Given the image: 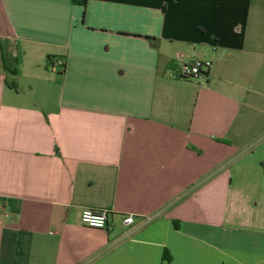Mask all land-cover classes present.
I'll list each match as a JSON object with an SVG mask.
<instances>
[{
	"label": "crops",
	"instance_id": "obj_1",
	"mask_svg": "<svg viewBox=\"0 0 264 264\" xmlns=\"http://www.w3.org/2000/svg\"><path fill=\"white\" fill-rule=\"evenodd\" d=\"M0 264H264V0H0Z\"/></svg>",
	"mask_w": 264,
	"mask_h": 264
},
{
	"label": "built area",
	"instance_id": "obj_2",
	"mask_svg": "<svg viewBox=\"0 0 264 264\" xmlns=\"http://www.w3.org/2000/svg\"><path fill=\"white\" fill-rule=\"evenodd\" d=\"M54 64L61 69L66 67L65 61L62 59L55 60ZM210 66V61L201 59H196L193 61H182L178 66V70L173 72L172 78L203 80L207 77ZM80 222L82 225L89 228L108 231L112 230V226L108 222L107 212H94L92 210L86 209L80 214ZM134 222L135 218L132 214L126 215L123 218L124 226H131L134 224Z\"/></svg>",
	"mask_w": 264,
	"mask_h": 264
},
{
	"label": "trees",
	"instance_id": "obj_3",
	"mask_svg": "<svg viewBox=\"0 0 264 264\" xmlns=\"http://www.w3.org/2000/svg\"><path fill=\"white\" fill-rule=\"evenodd\" d=\"M87 1L88 0H72L73 4L75 5H80V6H83L85 7L87 5ZM170 68H172L174 71L178 70V67H174L173 64L170 65ZM13 74V73H12ZM6 84L8 86H10V88H13V89H16V85L14 84V82H9L7 79H6Z\"/></svg>",
	"mask_w": 264,
	"mask_h": 264
},
{
	"label": "rangeland",
	"instance_id": "obj_4",
	"mask_svg": "<svg viewBox=\"0 0 264 264\" xmlns=\"http://www.w3.org/2000/svg\"><path fill=\"white\" fill-rule=\"evenodd\" d=\"M2 39V38H1Z\"/></svg>",
	"mask_w": 264,
	"mask_h": 264
}]
</instances>
